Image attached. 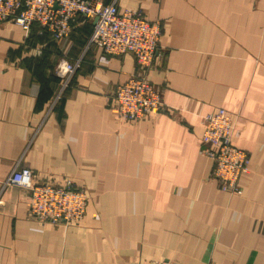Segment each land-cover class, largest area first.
I'll return each mask as SVG.
<instances>
[{
  "label": "crops",
  "instance_id": "0c3cea01",
  "mask_svg": "<svg viewBox=\"0 0 264 264\" xmlns=\"http://www.w3.org/2000/svg\"><path fill=\"white\" fill-rule=\"evenodd\" d=\"M161 26L147 78L164 110L122 119L113 92L139 67L87 45L79 18L55 41L0 22V264H264V0H117ZM81 62L52 108L59 58ZM232 116L248 152L240 194L220 188L202 153V118ZM83 188L74 224L37 220L13 166Z\"/></svg>",
  "mask_w": 264,
  "mask_h": 264
},
{
  "label": "built area",
  "instance_id": "2783aa9c",
  "mask_svg": "<svg viewBox=\"0 0 264 264\" xmlns=\"http://www.w3.org/2000/svg\"><path fill=\"white\" fill-rule=\"evenodd\" d=\"M93 20L87 45L99 46L106 54L118 56L130 52L139 71L114 88V106L122 119L137 120L164 110L159 89L147 78V68L156 54L161 26L147 20L141 11L121 9L117 0H0V22L10 20L27 33L35 24L48 31L55 41L69 36L74 23ZM81 56L59 58L54 71L59 88L49 104L53 107L70 85ZM202 153L213 163L212 177L221 189L240 194L239 179L248 171V152L232 143L234 120L223 107L202 118ZM13 184L29 191V216L52 223H78L85 213L87 195L83 188L67 178L63 184L39 181L30 168L16 163L3 185ZM154 264H179L162 259Z\"/></svg>",
  "mask_w": 264,
  "mask_h": 264
},
{
  "label": "trees",
  "instance_id": "16d2710c",
  "mask_svg": "<svg viewBox=\"0 0 264 264\" xmlns=\"http://www.w3.org/2000/svg\"><path fill=\"white\" fill-rule=\"evenodd\" d=\"M43 29V28H42ZM43 30H45V29H43Z\"/></svg>",
  "mask_w": 264,
  "mask_h": 264
}]
</instances>
